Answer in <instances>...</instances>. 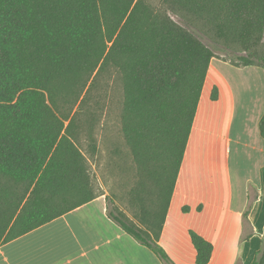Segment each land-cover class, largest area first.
<instances>
[{
  "label": "trees",
  "instance_id": "obj_1",
  "mask_svg": "<svg viewBox=\"0 0 264 264\" xmlns=\"http://www.w3.org/2000/svg\"><path fill=\"white\" fill-rule=\"evenodd\" d=\"M160 1L245 53L241 64L223 60L264 68L257 53L264 0ZM212 58L218 57L199 38L143 0H0V182L28 192L7 202L0 190V244L97 197L65 126L69 115L55 108L57 101L74 105L93 75L112 67L123 85L124 138L158 203L143 211V228L107 214L162 264H175L158 242ZM217 99L214 87L211 100ZM259 131L264 140V115ZM189 236L196 264L209 263L212 244L194 231ZM251 264H264V234Z\"/></svg>",
  "mask_w": 264,
  "mask_h": 264
},
{
  "label": "crops",
  "instance_id": "obj_2",
  "mask_svg": "<svg viewBox=\"0 0 264 264\" xmlns=\"http://www.w3.org/2000/svg\"><path fill=\"white\" fill-rule=\"evenodd\" d=\"M263 115L264 68L212 58L158 242L175 264H196L189 231L212 244L207 264H251L261 249ZM107 213L97 196L0 244V264H162Z\"/></svg>",
  "mask_w": 264,
  "mask_h": 264
},
{
  "label": "rangeland",
  "instance_id": "obj_3",
  "mask_svg": "<svg viewBox=\"0 0 264 264\" xmlns=\"http://www.w3.org/2000/svg\"><path fill=\"white\" fill-rule=\"evenodd\" d=\"M152 9L168 15L220 59H232L237 64L244 51L235 43L218 40L210 27L203 26L182 13L172 12L160 0H143ZM258 55L264 54V33ZM260 56L252 58L260 59ZM123 85L120 74L112 67L95 73L80 99L73 104L56 102L60 115H69L65 126L88 166L95 196H105L108 210L122 214L143 228V211L152 213L158 203L157 189L136 165L122 132ZM0 190L17 201L26 198V186L1 180ZM150 219V216L147 217ZM143 222V223H141Z\"/></svg>",
  "mask_w": 264,
  "mask_h": 264
}]
</instances>
